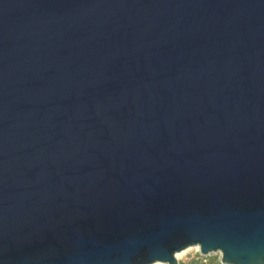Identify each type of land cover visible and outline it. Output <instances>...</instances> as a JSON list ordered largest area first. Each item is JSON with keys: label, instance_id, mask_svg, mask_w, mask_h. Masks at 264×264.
Returning <instances> with one entry per match:
<instances>
[{"label": "water", "instance_id": "95a60500", "mask_svg": "<svg viewBox=\"0 0 264 264\" xmlns=\"http://www.w3.org/2000/svg\"><path fill=\"white\" fill-rule=\"evenodd\" d=\"M264 264V0H0V264Z\"/></svg>", "mask_w": 264, "mask_h": 264}, {"label": "rangeland", "instance_id": "374dc122", "mask_svg": "<svg viewBox=\"0 0 264 264\" xmlns=\"http://www.w3.org/2000/svg\"><path fill=\"white\" fill-rule=\"evenodd\" d=\"M194 250L195 249H192L188 251L185 255H183L179 259L180 264H206L204 262L198 261L194 257L196 255ZM208 264H219V261L216 259L215 255H212L208 258Z\"/></svg>", "mask_w": 264, "mask_h": 264}, {"label": "built area", "instance_id": "2783aa9c", "mask_svg": "<svg viewBox=\"0 0 264 264\" xmlns=\"http://www.w3.org/2000/svg\"><path fill=\"white\" fill-rule=\"evenodd\" d=\"M195 251V258L198 260V261H201V262H204V263H206V264H208V258L210 257V256H212V255H215L216 256V259L219 261V264H222L221 263V254L220 253H218V254H212V255H209V256H205V255H203L202 253H201V251H200V249L198 248V249H195L194 250ZM179 260V259H178ZM179 264H180V262H179Z\"/></svg>", "mask_w": 264, "mask_h": 264}, {"label": "bare ground", "instance_id": "6f19581e", "mask_svg": "<svg viewBox=\"0 0 264 264\" xmlns=\"http://www.w3.org/2000/svg\"><path fill=\"white\" fill-rule=\"evenodd\" d=\"M198 248H199L198 246H196V247H190V248H188V249H186V250H184V251H182V252L177 253L176 257H177L178 259H180V258H181L183 255H185L188 251H190V250H192V249H198ZM155 264H166V263L158 262V263H155Z\"/></svg>", "mask_w": 264, "mask_h": 264}]
</instances>
